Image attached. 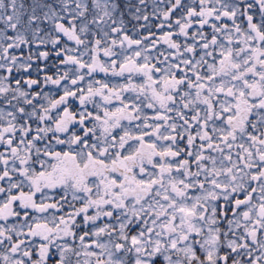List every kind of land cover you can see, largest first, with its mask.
I'll return each mask as SVG.
<instances>
[{
	"label": "snow or ice",
	"instance_id": "snow-or-ice-1",
	"mask_svg": "<svg viewBox=\"0 0 264 264\" xmlns=\"http://www.w3.org/2000/svg\"><path fill=\"white\" fill-rule=\"evenodd\" d=\"M0 264H264V0H0Z\"/></svg>",
	"mask_w": 264,
	"mask_h": 264
}]
</instances>
